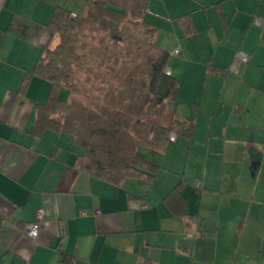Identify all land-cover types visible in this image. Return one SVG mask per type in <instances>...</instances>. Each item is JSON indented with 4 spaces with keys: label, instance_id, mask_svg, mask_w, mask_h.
Returning a JSON list of instances; mask_svg holds the SVG:
<instances>
[{
    "label": "crops",
    "instance_id": "1",
    "mask_svg": "<svg viewBox=\"0 0 264 264\" xmlns=\"http://www.w3.org/2000/svg\"><path fill=\"white\" fill-rule=\"evenodd\" d=\"M62 1L0 0V264H264V0L150 1L145 18L180 81L163 125L193 119L188 158L206 162L165 164L184 147L177 136L148 155L160 166L153 182L120 185L77 169L70 136L34 130L51 83L30 73L58 42L47 25ZM187 13L195 30L183 36L177 17ZM180 181L192 216L164 202ZM40 209L32 239L26 226Z\"/></svg>",
    "mask_w": 264,
    "mask_h": 264
},
{
    "label": "trees",
    "instance_id": "2",
    "mask_svg": "<svg viewBox=\"0 0 264 264\" xmlns=\"http://www.w3.org/2000/svg\"><path fill=\"white\" fill-rule=\"evenodd\" d=\"M73 1L55 5L47 26L58 42L42 51L30 73L51 83L47 100L36 107L34 130L70 136L74 166L88 175L118 185L128 178L151 183L160 166L142 149L164 153L171 133L192 139L195 130L193 119L163 125L180 81L167 73L171 52L157 44L159 26L145 18L151 0H83L84 13L73 10ZM177 20L183 36L195 30L190 13ZM184 186L180 181L164 197L178 217L192 216Z\"/></svg>",
    "mask_w": 264,
    "mask_h": 264
},
{
    "label": "rangeland",
    "instance_id": "3",
    "mask_svg": "<svg viewBox=\"0 0 264 264\" xmlns=\"http://www.w3.org/2000/svg\"><path fill=\"white\" fill-rule=\"evenodd\" d=\"M76 1V0H75ZM72 3H74L75 5L74 6H72V8H73V10H75V11H77V12H81V13H84V11L86 12V8L84 7V2H83V0H77V2H72ZM70 4H71V2H70ZM73 5V4H72ZM162 37V36H161ZM161 44H164V43H162V42H160ZM173 54H174V52H173ZM63 96H67V91L66 90H64V92H63ZM190 109V106H189V108H188V110ZM197 123V122H196ZM204 124H205V127H204V130H203V127L201 128H198V132L201 134V133H203L204 134V136L206 135V128H207V124L204 122ZM183 142L184 143V147L183 148H181V149H179V150H174L173 151V155H174V157H176V159H175V161L173 162V163H170V162H166L165 164H168V166H171V164H173V166H174V168H178V169H183V167L184 166H188V169L190 170V169H192V167H191V165L192 164H194V163H197V165H198V162L199 163H201V162H206V158H202V159H200V157L198 158V159H200V160H197V162L196 161H194V162H192V160H193V157L194 156H192V154H193V152L191 153V155H190V159L188 158V156H189V153L191 152V150H190V145L188 144L189 142H188V140H187V138H180L179 139V142ZM172 147L174 148V145H170L169 146V151L172 149ZM144 153H146L147 155H157V153H155V152H149V150H145V149H142V152H141V154L143 155V156H145V154ZM149 153V154H148ZM256 153L257 154H260L261 156L262 155H264V153H263V149H260V147L258 148L257 147V149H256ZM171 154V155H172ZM146 155V156H147ZM251 156V155H250ZM157 157V156H156ZM202 157H203V155H202ZM243 158L245 159V157L243 156ZM245 160H247V159H245ZM244 161V160H243ZM251 164H252V161H251ZM263 165H264V159H263ZM251 167H247V170L246 171H244L245 173H246V175H248V172L250 173V177H252V173H251V169H250ZM194 172V171H193ZM165 173V172H164ZM197 173V172H196ZM164 175V174H163ZM256 175V174H255ZM164 177H171L170 175H164ZM249 176H247V178H248ZM256 177H257V175H256ZM249 179V178H248ZM251 179V178H250ZM261 181H263V185H264V169H263V173H262V178H261ZM147 184H149V183H147ZM262 188H263V190H264V186H262Z\"/></svg>",
    "mask_w": 264,
    "mask_h": 264
},
{
    "label": "built area",
    "instance_id": "4",
    "mask_svg": "<svg viewBox=\"0 0 264 264\" xmlns=\"http://www.w3.org/2000/svg\"><path fill=\"white\" fill-rule=\"evenodd\" d=\"M255 24L258 26H261L262 21L261 20H256ZM179 53V50L174 51V54L177 55ZM239 59L241 60V62H247V58L244 57L243 55H239ZM233 70L236 69V66L233 65L232 67ZM167 73L170 74L171 72L169 70H167ZM177 139V135L175 133H171L170 135V141L171 142H175ZM46 211L45 209H40L37 212V216H36V221L28 224L26 226V233L29 237H31L32 239H36L39 235V230H40V223L41 221L45 218L46 216Z\"/></svg>",
    "mask_w": 264,
    "mask_h": 264
}]
</instances>
